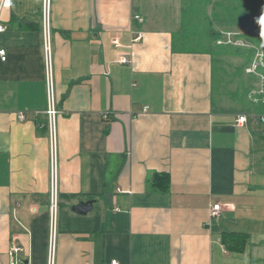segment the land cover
Wrapping results in <instances>:
<instances>
[{
  "label": "crops",
  "instance_id": "1",
  "mask_svg": "<svg viewBox=\"0 0 264 264\" xmlns=\"http://www.w3.org/2000/svg\"><path fill=\"white\" fill-rule=\"evenodd\" d=\"M224 1L52 0L46 29L43 0H16L4 13L0 264H49L55 183L54 264H264V112L244 110L240 95L254 90L245 72L253 56L232 49L219 65L212 43L186 46L243 39L231 21L212 22ZM239 1L232 6L244 14H264V0ZM46 32L60 111L56 173ZM156 173L170 175L167 192L151 186ZM88 201L93 210L76 213ZM235 234L246 236L244 252L224 244Z\"/></svg>",
  "mask_w": 264,
  "mask_h": 264
},
{
  "label": "built area",
  "instance_id": "2",
  "mask_svg": "<svg viewBox=\"0 0 264 264\" xmlns=\"http://www.w3.org/2000/svg\"><path fill=\"white\" fill-rule=\"evenodd\" d=\"M16 0H0V33L6 31L7 27L4 25V13L7 10L12 9L13 4ZM51 1L52 0H43V16L45 17V29L48 28V17L51 13ZM130 1H139V0H130ZM136 20H141L139 15L134 16ZM257 21L264 25V14L256 15ZM48 30V29H47ZM233 34H227L225 40L218 41L219 45H234L241 46L245 48L253 49V57L251 63L246 68L245 72L249 76H254L259 78L261 81V88L259 90H252L251 96L255 98V101L261 102L264 101V41L259 45H249L247 43H239L238 40H234ZM143 38L142 35L137 37L135 42L141 41ZM114 44H118L117 41H114ZM44 52H45V62H46V84L48 91V107L45 111L47 116V126L50 136V148H51V163L54 173H56L57 168V153H58V135H57V119L60 114V111L57 106L56 97H55V83H54V70H53V47L49 33L46 32L44 37ZM0 57L3 61L7 60V52L3 49H0ZM124 62H127L124 59ZM148 108H145L144 111L147 112ZM21 120L24 119L23 115L19 117ZM248 121L247 116H242L238 120L239 125H244ZM260 121L264 122V117H260ZM58 194L56 191V183L53 190L52 205H51V225H52V247L50 251V260L49 264H54V237L57 231V222H58ZM221 205H215L213 207L212 216L220 217ZM15 252H21L22 249L16 248ZM111 264H119L118 261L114 260Z\"/></svg>",
  "mask_w": 264,
  "mask_h": 264
},
{
  "label": "rangeland",
  "instance_id": "3",
  "mask_svg": "<svg viewBox=\"0 0 264 264\" xmlns=\"http://www.w3.org/2000/svg\"><path fill=\"white\" fill-rule=\"evenodd\" d=\"M234 1H235V3H234ZM232 0L231 1V3H229V2H226V1H224L222 4L224 5V7L222 8V10H220L219 9V3H217L216 4V6H215V9H214V11H213V13H212V15H214L213 17H212V22H213V20L215 21V22H219V21H223V19H226V20H228V21H231V26L233 27V30L234 31H236V32H240V33H249L250 34V37H252V36H254V35H256V33H257V31H258V28H256V27H251L250 26V22L248 23V19H246V18H241V16H242V14H243V17L245 16V15H251L252 13H251V10L250 9H248L249 10V12L250 13H246V14H244V12H246V9H243V8H237V9H235L232 5H234V6H236V7H239V5L241 4V2L239 1V0ZM228 4H230L231 6H230V9H229V7H228ZM41 8V10H42V7H40ZM223 11V17H220V14L218 13V12H222ZM254 12H256V11H254ZM253 12V13H254ZM253 19H255L256 21H257V18H256V14L253 16ZM240 21H242V24L240 25ZM244 22H246V23H244ZM235 24H238V26H236ZM213 25V24H212ZM235 25V26H234ZM214 27H215V24L213 25ZM226 30H229L228 28L226 29ZM207 40H208V38H207ZM206 39H203V40H201V41H193V43H191V41H189L190 43L188 44V45H186L187 47H188V49H193V50H200V49H202L203 47H204V45H203V42H210V43H212V48H211V50L213 51V54L215 55V57H216V61H217V64H219L220 65V63H221V59H220V57L223 55V54H227V56L228 57H232V55H235L234 53H232V48H230V47H223V48H221V47H218L216 44H215V41H207ZM239 43H247V44H249V45H259V44H261V43H258V44H252L251 42H248V41H245L244 39H240L239 40ZM234 46V45H233ZM240 48H242L241 46H239ZM238 57V56H237ZM240 58V57H239ZM242 59H243V62H245L246 61V58L244 57H242ZM220 70H221V67H222V65L221 66H217ZM236 67V65L233 63V68H234V72L233 73H235V74H237L236 76H235V79H236V77L240 74V72H236V70L235 69H237V68H235ZM229 68V69H228ZM227 69L229 70V71H231V69H230V67H228ZM264 72V71H263ZM244 74V73H243ZM224 76H226V73L225 74H223ZM242 76V75H241ZM244 78H247V76L244 74L243 75V77H241V82L243 83L244 81H245V79ZM227 79H229V81L232 79L231 78V76H229V78H227ZM248 79H252V81L255 83V86H254V89H256V90H259L260 88H261V86H262V84H261V81L259 80V78H257V77H254V76H251L250 78H248ZM233 80V84H231L230 85V87H232V89L234 88V89H239V83L238 82H236L235 80H234V78L232 79ZM236 85V88L234 87ZM252 85V84H251ZM241 96H242V100H245L246 102H247V107L246 106H244V110H249V111H252L253 110V108H255L254 109V111H256V112H258V113H263L264 112V101H262L261 100V102H257V101H255V98L254 97H252L251 96V94L249 93V95L246 97L245 96V94H244V92H243V95L242 94H240Z\"/></svg>",
  "mask_w": 264,
  "mask_h": 264
},
{
  "label": "trees",
  "instance_id": "4",
  "mask_svg": "<svg viewBox=\"0 0 264 264\" xmlns=\"http://www.w3.org/2000/svg\"><path fill=\"white\" fill-rule=\"evenodd\" d=\"M187 11V10H186ZM254 13H252L251 15H245L243 17V14L241 16V18L243 17L248 19V23L250 22V26L251 27H256L258 28V31L256 33V35L250 37L249 33H245L243 34L241 37L248 42H251L252 44H258L264 41V25L258 21H256L255 19H253ZM246 23V22H244ZM218 37H215L213 39V41L216 42ZM218 47H230L232 49H241V48H237L234 47L233 45H217ZM247 53L249 58H251L253 56V49L251 48H243ZM150 184L153 187L154 191H161V192H167L170 188L171 185V177L168 173H156L153 175V177L150 180ZM244 236V237H243ZM240 236L238 234L233 235V238L231 239L228 235L224 236V244L229 245L231 244L232 246H230L229 248L233 249L235 252H244L245 251V247H246V236L243 235Z\"/></svg>",
  "mask_w": 264,
  "mask_h": 264
},
{
  "label": "water",
  "instance_id": "5",
  "mask_svg": "<svg viewBox=\"0 0 264 264\" xmlns=\"http://www.w3.org/2000/svg\"><path fill=\"white\" fill-rule=\"evenodd\" d=\"M93 207H94V202L93 201H88L86 203H81L74 210L78 214L86 215V214H88L89 212H91L93 210Z\"/></svg>",
  "mask_w": 264,
  "mask_h": 264
}]
</instances>
